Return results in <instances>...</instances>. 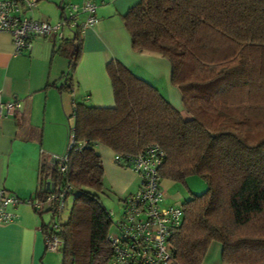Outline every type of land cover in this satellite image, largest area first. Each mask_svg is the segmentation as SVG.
<instances>
[{
	"label": "trees",
	"instance_id": "trees-1",
	"mask_svg": "<svg viewBox=\"0 0 264 264\" xmlns=\"http://www.w3.org/2000/svg\"><path fill=\"white\" fill-rule=\"evenodd\" d=\"M122 20L134 51L169 62L183 111L115 59L105 64L111 106L71 102L65 160L42 156L38 167V195L74 191L66 219L53 221L61 210L50 206L42 226L60 241V264H108L99 146L123 155L150 143L164 153L160 178L206 183L180 205L168 239L172 262L200 264L216 241L225 263L264 264V0H138ZM69 31L42 37L52 35V53L67 59L62 90L71 88L80 51V30Z\"/></svg>",
	"mask_w": 264,
	"mask_h": 264
},
{
	"label": "crops",
	"instance_id": "crops-1",
	"mask_svg": "<svg viewBox=\"0 0 264 264\" xmlns=\"http://www.w3.org/2000/svg\"><path fill=\"white\" fill-rule=\"evenodd\" d=\"M44 1L47 3H39L38 14L46 13V4L56 0ZM137 1L92 0L97 21L79 31L80 51L70 90L58 88L67 59L63 54L52 53V35L31 41L27 52L15 54L10 34L0 31V186L21 200L10 208L14 218L0 224V264H49L52 259L49 252L55 251L45 249L42 230L44 224H50L42 215L48 208L43 205L34 210L24 200L37 194L41 157L57 155L63 147L62 112L68 103L70 108L73 100L96 106L113 104L107 61L115 59L127 66L155 85L174 108L183 111L179 91L169 80V62L131 47L122 14ZM63 4L64 0H60L59 20L68 14V6ZM65 29L68 32L62 30V37L69 38L71 33L66 26ZM12 101H17L19 107L8 113L4 104ZM98 149L103 177L107 168L114 175L117 190H125L126 196L133 193L138 187V176L114 163L110 149ZM128 187L133 189L127 191ZM200 264H228L221 260L218 242H210Z\"/></svg>",
	"mask_w": 264,
	"mask_h": 264
},
{
	"label": "built area",
	"instance_id": "built-area-1",
	"mask_svg": "<svg viewBox=\"0 0 264 264\" xmlns=\"http://www.w3.org/2000/svg\"><path fill=\"white\" fill-rule=\"evenodd\" d=\"M36 1L0 0V31L10 34L15 54L27 52L33 38L49 34L60 38L62 33L59 30L62 27L83 30L97 21L92 0H82L79 5L69 4L68 14L55 24L25 15ZM4 107L11 113L18 103L7 102ZM163 156V150L156 143L145 145L135 154H112L114 163L131 169L138 176L139 183L137 189L122 202L121 214L113 222L115 232L108 233L111 249L108 264H175L171 259L168 239L181 222L182 209L180 205L163 203L164 193L159 184L158 171ZM50 158L64 161L66 156L51 154ZM20 201L0 186V224L14 218L10 208ZM24 202L34 210L48 204L59 211L63 207L64 197L62 192L36 194L35 198ZM43 238L46 250L57 251L60 241L51 230L43 232Z\"/></svg>",
	"mask_w": 264,
	"mask_h": 264
},
{
	"label": "rangeland",
	"instance_id": "rangeland-1",
	"mask_svg": "<svg viewBox=\"0 0 264 264\" xmlns=\"http://www.w3.org/2000/svg\"><path fill=\"white\" fill-rule=\"evenodd\" d=\"M59 1L60 0H56L54 3L55 5L52 4L51 2H48V4H46V8L44 9L46 13L38 14L37 13L38 8L40 9L39 3H41V2L47 3V2L44 0H37L35 2V5L29 11H27L25 13V15L26 16L31 15L32 18H34V19L48 21L50 24H55L59 21V18H58V15L60 12V8L58 7ZM80 2H76L74 0H64L63 6L65 5V7H66L69 4L78 5V4H80ZM36 5H38V7H36ZM65 7H64V11H63L64 13H65ZM62 30L67 31L65 29V27H62L61 30H59V31H61V33H62ZM37 39H42V37L33 38L31 41L37 40ZM64 59L65 58H63V60ZM64 61L66 62V59ZM65 67H66V65H65ZM64 71H66V68L63 70V72ZM153 86H155V85H153ZM155 88L159 91V89L156 86H155ZM159 92L161 93V91H159ZM70 112H71V108H70V104L68 103V105L65 109V113L62 112V123L61 124L63 125V128L65 129L64 130L65 133H64V137H63V147L59 153H56L57 154L56 156H60L61 154H63L65 146H66L67 128H68V125L71 126L73 123L72 117L69 116ZM65 115H67V116H65ZM47 157H49V155H47ZM114 181H115L114 175L112 174V172L110 170H108L106 168V170H104L102 189H101V191L97 192L99 194V197L101 199L102 204L104 205V207L109 212L110 219H111V224H110L109 230L111 231V233L115 232L114 228H113V222L119 218V216L121 214V210H122V202H123L124 198L127 197L126 194L128 193V192L125 193V190H117L116 188L118 186L117 187L114 186V184H113ZM159 184H160V187L164 193L163 203L164 204H172L175 206L181 205V203L185 199H187L191 193L192 194H199V193L203 192L206 188L205 181L201 177L196 176V175H189V176L185 177L184 181H182V182L181 181H174V180H170V179H165V178H160ZM131 186H133V184H131ZM130 187L127 188V191H130V189H133L134 186L132 188H130ZM73 195H74V191L70 190L64 199L63 207H62L61 211L59 212V214L52 216L53 221L63 222L66 219L67 214H68L69 209H70V206H71V203H72ZM44 206L47 208L49 207L48 204H44ZM42 215L44 216V218L46 217L47 221L50 222V217H51V211L50 210L43 212ZM49 254L52 255V257H51L52 259H50L49 264H60L61 263V254L59 251L49 252Z\"/></svg>",
	"mask_w": 264,
	"mask_h": 264
},
{
	"label": "water",
	"instance_id": "water-1",
	"mask_svg": "<svg viewBox=\"0 0 264 264\" xmlns=\"http://www.w3.org/2000/svg\"><path fill=\"white\" fill-rule=\"evenodd\" d=\"M48 185H49V182H46L45 183V186L48 187ZM50 186H52V185L50 184Z\"/></svg>",
	"mask_w": 264,
	"mask_h": 264
}]
</instances>
